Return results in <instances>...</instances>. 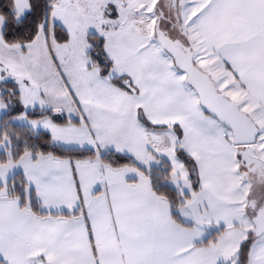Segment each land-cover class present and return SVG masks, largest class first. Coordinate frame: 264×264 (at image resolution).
<instances>
[{
    "label": "snow or ice",
    "instance_id": "obj_1",
    "mask_svg": "<svg viewBox=\"0 0 264 264\" xmlns=\"http://www.w3.org/2000/svg\"><path fill=\"white\" fill-rule=\"evenodd\" d=\"M0 264H264V0H0Z\"/></svg>",
    "mask_w": 264,
    "mask_h": 264
}]
</instances>
